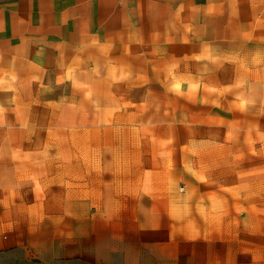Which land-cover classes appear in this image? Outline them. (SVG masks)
<instances>
[{
	"label": "crops",
	"instance_id": "1",
	"mask_svg": "<svg viewBox=\"0 0 264 264\" xmlns=\"http://www.w3.org/2000/svg\"><path fill=\"white\" fill-rule=\"evenodd\" d=\"M119 154L136 193L102 175ZM178 154L202 193H162ZM125 201L170 203L197 264H264V0H0V264H130L89 242Z\"/></svg>",
	"mask_w": 264,
	"mask_h": 264
},
{
	"label": "rangeland",
	"instance_id": "2",
	"mask_svg": "<svg viewBox=\"0 0 264 264\" xmlns=\"http://www.w3.org/2000/svg\"><path fill=\"white\" fill-rule=\"evenodd\" d=\"M184 108V107H181ZM122 141L126 142L127 137H122ZM163 144H167L163 142ZM123 146V144H122ZM164 157V156H163ZM170 157V156H168ZM191 157V156H190ZM7 161L10 160L11 154L7 157ZM133 158L129 156L122 157L121 154L117 156L106 155L102 161L104 162L105 169L102 171L103 177L111 182L121 179L128 184L125 190H133L132 193L138 191V187H134L137 183V174L133 169L120 170V163L125 161L126 163L132 162ZM173 164L177 165L178 169L173 171H164L163 178L167 181V188H164L162 193H172L174 195H187L192 193H202V186H198L196 180L192 177L190 172V161L186 155L178 154L173 156ZM168 165L170 161L168 160ZM116 168V169H115ZM154 177H157L153 175ZM173 179V181H171ZM175 179V180H174ZM148 180L151 178L148 176ZM152 180H156L152 178ZM192 181H195L196 186L192 185ZM122 189V188H120ZM234 193V190L229 188L222 189ZM157 190V189H156ZM158 191V190H157ZM157 193V192H156ZM154 194V192H153ZM169 204L164 202H150L145 201L136 203L132 201L128 202H116L110 204H100L101 207L113 206L116 210H120L121 218H124L125 222L129 225V230L125 231L123 236H112L92 234L90 235V241L95 244H103L107 242H113L118 245L124 246L127 252L130 264H171V261L176 259L178 264H197L196 259H202L204 255V245L206 240L199 235H190L182 232V228H172L171 220L169 218ZM100 210V208H99ZM84 216L91 215V211L94 213L97 211V205L84 203ZM90 217V216H89ZM120 222H122L120 220ZM90 233V232H89ZM84 244L90 247V243ZM89 247H87L89 249ZM89 252L90 257L87 255V264H101L94 260ZM3 261H12L16 263H24L27 255L21 251L6 252L1 254ZM11 258V259H10ZM30 264H42L41 252L30 255ZM260 258L264 259V251H260Z\"/></svg>",
	"mask_w": 264,
	"mask_h": 264
}]
</instances>
